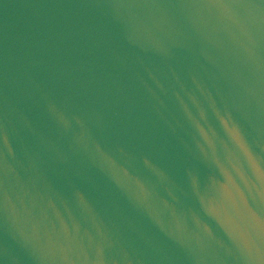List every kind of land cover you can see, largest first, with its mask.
I'll return each mask as SVG.
<instances>
[{
    "label": "water",
    "instance_id": "95a60500",
    "mask_svg": "<svg viewBox=\"0 0 264 264\" xmlns=\"http://www.w3.org/2000/svg\"><path fill=\"white\" fill-rule=\"evenodd\" d=\"M0 264H264V0H0Z\"/></svg>",
    "mask_w": 264,
    "mask_h": 264
}]
</instances>
